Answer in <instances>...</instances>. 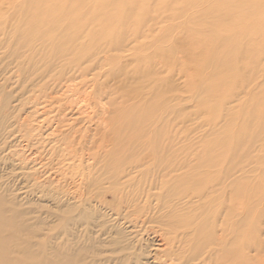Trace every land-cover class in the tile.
<instances>
[{
    "label": "bare ground",
    "instance_id": "6f19581e",
    "mask_svg": "<svg viewBox=\"0 0 264 264\" xmlns=\"http://www.w3.org/2000/svg\"><path fill=\"white\" fill-rule=\"evenodd\" d=\"M82 1L22 0L0 13V92L15 81L17 100L31 103L41 92L54 98L69 90L70 108H91L80 113L84 129L73 121L56 135L57 173L46 178L43 194L56 208L44 219L28 223L30 210L0 185V264L14 254L22 264H264V194L254 201L258 188L238 174L264 163L249 150L259 138L264 150V122L241 158L240 141L233 149L222 150L220 141L192 147L186 108L176 107L188 85L174 79L203 58V71L232 79L230 102L253 90L251 78L262 72L264 79L263 12L246 0H191L170 15L134 21L129 8L109 7L120 0L101 2L95 13L81 9ZM182 16L183 24L163 26ZM224 22L245 25L242 32L212 27ZM103 23L111 26L95 29ZM10 99L5 91L0 135L12 124ZM237 121L249 127L253 118ZM62 152L74 168H63ZM36 226L45 227L41 244L28 240Z\"/></svg>",
    "mask_w": 264,
    "mask_h": 264
},
{
    "label": "rangeland",
    "instance_id": "374dc122",
    "mask_svg": "<svg viewBox=\"0 0 264 264\" xmlns=\"http://www.w3.org/2000/svg\"><path fill=\"white\" fill-rule=\"evenodd\" d=\"M105 1L108 2L110 0H84L80 7L81 9H87L91 6L90 9L93 10V12H90L95 13V10L99 7L101 2ZM188 1L191 0H120L115 3L116 5L109 4V7H114L119 11L129 8L128 10L133 11L132 14L134 13L133 17L135 21L136 19L142 18L145 14L160 15V17L170 15L169 13L173 12L175 8L179 5H184ZM246 1L252 3L255 9L257 8L256 10L262 11L263 14L261 15H264V0ZM21 3L22 0H0V13L9 10L11 5ZM134 4L136 5L132 6ZM194 10L195 9H191L186 14L189 15ZM257 15L258 14L253 15V22L257 21ZM185 19L187 18L182 16L179 19L168 20L163 26L182 23ZM244 25L245 22H224L212 27H219L222 30L233 29L242 32ZM110 26L111 25L105 23L97 24L95 29H105ZM191 26L193 25L187 23V27ZM227 33L229 32L225 34ZM173 35L165 37L161 41L169 42L175 37L176 33ZM191 36L193 39L198 38L193 32ZM255 45H257V43H255ZM199 48V43L192 45V47H190L191 54L192 52L196 54ZM206 57L207 56H205V58ZM197 60L198 59H191L187 65V73L184 77H181V75H175L174 77L175 83L178 86H182L181 84L184 79L188 85L185 92L181 93V95L187 97V100L176 102V107L179 108L183 106L186 108L187 140L192 147L196 148L201 147V145L207 146L208 143L216 144L220 141L224 143V146L221 147L222 150L227 149L225 144L233 149L236 146H234V144L240 141L241 145L236 148V153L238 158H241L248 149V143L250 142L252 134L256 131V126L258 123L264 122V90L261 88L264 86V79L263 76H261L262 72L251 78L250 86L253 87V90L251 89L249 90L250 92L245 91L240 93L237 98L233 97V100L230 102L232 97L229 98L230 93H228V88L226 86H228L232 79L229 76H225V74L213 76L209 71H203L201 63H203L202 61L204 59L202 58L200 61ZM261 66L264 67L262 63ZM250 67L251 64H248L247 69ZM165 75V72L161 73V76ZM202 81L204 84L201 83ZM239 83L241 84L242 82L240 81ZM201 86L203 88L205 87L206 90L202 89L203 91L200 92ZM4 90L9 91L12 95V101L10 99L8 103L9 108H11L10 111L12 110V118H10L12 124L10 128L0 135V185L2 188H9L8 193L20 203L19 208L30 210L29 214L24 216V219L28 221V223L33 224L42 218L44 219L47 209L56 208L54 203L47 201L46 197L43 195L44 190L49 186L46 178L54 177L56 176L55 173H57L54 172V166L56 167L57 165H52L57 161V157L51 155V153L53 154V152H51L52 146L58 145L56 142V135L58 131L65 130L67 127L66 125L70 123L73 127V121L76 122L74 128L80 126L84 129L87 123L81 120V115L86 114L91 108L87 105H85V107L81 105L82 108L79 107V109V105L70 108L68 102L70 101L69 99H71L72 92L69 90H61L58 94L54 93V98H47L45 93L41 92L38 95L39 99L36 100L37 102L30 103L29 101L25 102L23 99L17 100L19 89L16 87L15 81L9 82L8 85L2 88V92H0V103L3 99ZM176 93L178 94L180 92L178 91ZM251 96L254 99H251ZM223 99H227L228 103H222ZM80 113L82 114L80 115ZM242 117L246 119L247 117L253 118L250 125L251 127L244 126L243 124L241 125V123L237 121ZM262 140L259 138V140L256 141L257 143H255L256 145L254 144L249 147V150L251 155L256 157L260 155L264 160V150H259L260 143L262 144L263 142ZM256 146L258 147L255 148ZM218 147L220 146L218 145ZM58 158L62 161L63 168L75 167L76 162L74 161L73 163L69 161L65 152H62ZM243 172H239L238 174L241 179L245 176L248 178L242 180L245 185L247 187L251 186V188L256 185L258 188V193L256 192L254 198H252L255 201L259 198L260 191L264 194V179L262 176L264 173V163H260L253 172ZM70 186L71 185H68V187ZM239 199L243 200L244 196H240ZM261 202L264 203V195H262ZM47 219L52 221V218ZM44 229L45 227L36 226L35 233H37V235L28 238V240L35 244H41L44 238ZM55 230H57V227L54 225L53 233L56 232ZM133 239L137 241L138 247H141L143 239L141 237H134L132 240ZM17 242L18 240L12 239L11 245L14 246L15 250L19 247ZM13 256L14 258H11L12 260L10 259V264H22L18 255L14 254ZM39 260L40 257L38 256L36 261L38 262Z\"/></svg>",
    "mask_w": 264,
    "mask_h": 264
}]
</instances>
